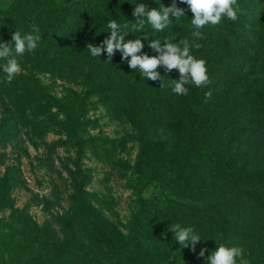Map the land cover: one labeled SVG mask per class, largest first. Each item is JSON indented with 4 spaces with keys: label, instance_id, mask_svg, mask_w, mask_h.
<instances>
[{
    "label": "rangeland",
    "instance_id": "obj_1",
    "mask_svg": "<svg viewBox=\"0 0 264 264\" xmlns=\"http://www.w3.org/2000/svg\"><path fill=\"white\" fill-rule=\"evenodd\" d=\"M67 1L22 0L20 10L33 12V17L53 4L54 11L47 7L53 25ZM167 1L184 10L181 28H171L162 37L129 33L125 40L141 37L140 54L149 56L158 55L149 47L153 39L162 44L164 38L189 41L190 54L206 61L211 82L205 87L185 85L187 95L172 89L157 95L161 81L154 87L138 84L119 50L111 61L106 52L91 56L87 45L99 46L110 35L112 0L97 4L105 14L102 21L76 13L65 20L64 46L74 50L76 59H69L72 67L64 75L52 73L32 52L16 57L18 74L29 78L18 92L32 94L40 86L62 104L73 90L94 105L74 133L64 124V110L53 100L48 103L44 94L32 103L22 98L19 105L0 88V264H184L180 260L185 255L202 249L208 261L220 245L241 249L237 264H264V0H237L234 30L225 26L230 19L223 17L219 25L200 29L199 39L192 36L188 6ZM9 8L10 0H0V10ZM117 23L124 32L132 31ZM231 35L245 37L249 44L243 46L250 53L258 50V58L240 56ZM6 62L0 59V69ZM174 72L179 78L178 70ZM161 73L166 74L162 66ZM193 88L210 109L200 124L189 101ZM243 117L251 122L241 123ZM231 119L230 129L220 125L221 132L211 130ZM189 127L194 135L186 139ZM101 136L117 141L111 160L101 151L81 147L82 140ZM206 136L214 156L232 158L234 175L215 163L192 162L202 153ZM152 173L176 202L172 208L137 205L129 179ZM153 190L142 194L149 198ZM78 198L83 199L82 209ZM177 223L201 238L194 249L175 242L169 227ZM77 243L86 255L77 253Z\"/></svg>",
    "mask_w": 264,
    "mask_h": 264
},
{
    "label": "trees",
    "instance_id": "obj_2",
    "mask_svg": "<svg viewBox=\"0 0 264 264\" xmlns=\"http://www.w3.org/2000/svg\"><path fill=\"white\" fill-rule=\"evenodd\" d=\"M11 1V8L8 10H0V42H6V43H12V34L17 30L21 33V35H24L26 33L32 32V25H36L39 29V35L41 36L40 41L38 42V46L35 51L32 52V54L40 57L42 60H44L47 63V68L55 74L64 75V69H71L72 64H69V59H76V54L73 49H67L65 45V40L62 38V32L64 31V28L67 27L65 20L69 17H71L74 13H76L78 16H90L93 19H96L97 21H102L104 19V13H102L99 8L97 7V4L99 0H69L67 1L63 6L60 7V9L57 11L58 14V20L55 22V24L51 25L50 23V15L48 12L47 7H51L52 11L55 10L53 7V4H49L46 8H41V10L38 12L36 16L32 17L33 12L28 13L26 10L21 11L20 5L22 3V0H10ZM143 3L147 5L149 9L151 8H159L161 5L164 7H170L172 6L173 2L167 1V0H112V18L115 19L116 22L122 23L127 29L133 31L132 24L135 22V17H133L132 12L134 10L135 4ZM169 19L170 23L169 26L163 31V32H155L151 29V25L145 22V27L143 29V32L148 33V36H156V37H162L166 33L167 30L173 29V28H181L183 23H185V16H182L180 18H176L172 13H169ZM242 21V20H241ZM234 21L225 22V26L230 29H233ZM241 26L243 28V22H241ZM245 28V27H244ZM243 28V30H244ZM234 30V29H233ZM141 33V32H138ZM231 41L237 45V50L239 51V55L242 56L244 59H256L258 58L259 51L253 50L251 53L247 52L245 47L243 45L249 44L244 38H239L237 35L230 36ZM158 71L161 73V67L158 68ZM224 73L227 74L225 70H222ZM130 73L132 76H134L137 80V83L140 84L142 81V85L144 86H153L154 82L152 80H147L141 74L139 73V70H130ZM229 77H231V73L229 74ZM163 84L164 86L161 87L162 89L156 90L157 95H160L161 93H164L166 91H170L174 87V81L177 80L178 75L172 70V72H168L164 75ZM29 83V78L24 74H16L14 79L11 81V83L6 82V74L4 73L3 69H0V88L3 86L4 89V95L7 98H10L13 103L21 104V99L23 98V101L32 103L38 95L44 94L45 97L49 98V102L53 100L55 101V106H59L62 110H64L66 120L64 124H66L67 129H69L70 132L76 133L79 127H83L85 124L84 121H82L85 117V112L88 109H92L93 103L88 102L84 96L81 94L71 90L70 98L66 103H59L56 99L49 96L46 93V90H44L42 87H35L32 91V94H28L27 92H24L21 90V92H18L21 87L24 88L25 84ZM161 85V82H160ZM40 93V94H38ZM165 94V93H164ZM189 101L192 109L196 112V117H194V121L198 122V124L201 123L202 120L206 119L209 116L210 109L208 108V105L203 103L199 96L198 92L193 88L190 89V96ZM52 103V102H51ZM170 105V104H169ZM262 106L264 107V101L262 103ZM19 107L18 105L16 106ZM156 109V108H155ZM81 113V114H77ZM241 123L247 124L250 121L249 117H243ZM91 123H95L96 120H90ZM255 123V122H253ZM197 124V125H198ZM232 119L226 120L218 125V127H214L211 130L212 131H218L221 132L222 128L220 129L219 126L222 125L225 130H228L231 128ZM45 125V126H44ZM233 126V124H232ZM40 127H48V123L40 122ZM194 135V131L191 130V127L188 128V131L185 134L186 139H191ZM207 137V136H206ZM211 142L209 141V137L205 139L204 145L202 147V153L198 156H195L192 159V162H207V163H215L217 166H219L224 173H227L229 175H234V169L231 164L232 158H225V159H219L218 157L213 155V151L211 149ZM81 147L84 149V147H89L94 152H102V155L107 157L109 160L113 158V153L117 150V141L111 139L108 136H101V137H94L93 139L89 140H82ZM184 155H186V152ZM159 169L162 170V166L159 165ZM169 169H171L174 173H181L178 170H175L171 164H169ZM129 183H131V188L133 190V194L136 197V203L137 205H143L144 202H148L147 208L151 209H161L160 204H165L169 207H173L175 205L170 201L168 198V195L165 191V186L161 180H159V177L155 175V173H152L149 177H146L144 174H141L139 177H131L129 179ZM6 182H3L2 186H5ZM154 188L153 193L151 197L147 198L143 196V191H145L148 188ZM218 188V187H217ZM210 189L216 191V187H211ZM90 195V193H87ZM83 201L82 198H78L77 202L78 205H80L79 209H82L83 204L81 202ZM181 205V204H179ZM80 211V210H79ZM147 223L150 222L148 216L143 218ZM74 248L76 249L78 254L86 255V251L82 249L80 244H75ZM199 251H193L189 255H185L183 259L180 261L184 264H209L207 260L204 259V257H201L199 255Z\"/></svg>",
    "mask_w": 264,
    "mask_h": 264
},
{
    "label": "clouds",
    "instance_id": "obj_3",
    "mask_svg": "<svg viewBox=\"0 0 264 264\" xmlns=\"http://www.w3.org/2000/svg\"><path fill=\"white\" fill-rule=\"evenodd\" d=\"M181 2L185 3L193 14L191 18L194 29L192 36L197 39L202 37L200 29L206 25H219L223 17L235 21L240 11L237 0H181ZM169 13H172L177 19L184 16V10L178 8L175 3L170 7L161 5L159 8L151 9L143 3L135 4L132 12L133 17L136 18L132 24L133 31L124 32L116 20H109L107 28L110 32L107 33L110 35L99 46L88 44L87 49L92 57H100L102 53L106 52L110 61L115 52L119 50L122 53V60L127 62L130 69H138L141 76L147 80L161 81V87L164 86L163 77L158 68L162 66L165 73L174 69L178 70L179 79L173 80L172 91L178 95H187L188 88L185 85L193 84L196 87H205L211 82L206 61L190 54L189 41L180 40L179 43H173L171 39L164 38L162 44L161 39H153L149 47L158 55L149 56L140 54L144 47L141 37L125 40L126 35L134 32H141L147 38L149 34L143 32L145 22L150 24L151 29L155 32H163L170 23ZM39 32L40 29L36 25H32L31 33L21 35L16 30L12 34V43L0 42V59L7 61L3 68L7 83H11L15 75L21 71L16 57L36 50L41 39ZM195 47L199 48L200 45L196 44ZM205 96L210 98L211 92L205 93ZM169 228L174 233L175 242H178L180 247L185 248L191 244L194 249L196 242L201 240L191 227H182L177 223ZM204 253L205 250L202 249L199 255L203 257ZM241 255V249L238 247L220 245L211 252L207 259L209 264H237V257Z\"/></svg>",
    "mask_w": 264,
    "mask_h": 264
}]
</instances>
